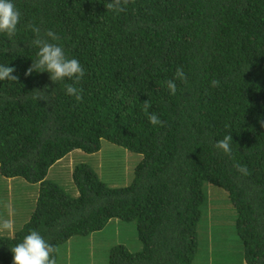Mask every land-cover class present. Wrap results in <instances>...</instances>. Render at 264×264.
I'll use <instances>...</instances> for the list:
<instances>
[{"label": "trees", "instance_id": "1", "mask_svg": "<svg viewBox=\"0 0 264 264\" xmlns=\"http://www.w3.org/2000/svg\"><path fill=\"white\" fill-rule=\"evenodd\" d=\"M13 2L21 21L15 43L0 33V65L18 80H0V174L37 185L27 221L14 236L0 232V264H12L10 248L31 230L57 251L111 219L135 220L142 247L116 244L107 264H191L206 183L232 203L243 263L264 264V0H129L123 12L107 10L109 0ZM28 23L53 30L80 61L82 101L65 93L71 80L25 75L37 58ZM178 67L187 82L171 95ZM147 100L163 126L149 123ZM228 133L231 157L213 147ZM104 139L140 155L128 185L107 186L82 158L75 195L46 178L70 151L93 154Z\"/></svg>", "mask_w": 264, "mask_h": 264}, {"label": "rangeland", "instance_id": "2", "mask_svg": "<svg viewBox=\"0 0 264 264\" xmlns=\"http://www.w3.org/2000/svg\"><path fill=\"white\" fill-rule=\"evenodd\" d=\"M83 154L82 157L81 152L71 151L49 171L71 196L76 194L71 179L76 159L88 162L100 180L111 187L128 185L140 160L138 153L105 139L99 151ZM11 180L0 175V220L14 219L18 229L33 209L37 184L20 177ZM203 188L206 200L201 207L196 255L191 264H245L234 226L235 211L226 191L210 183ZM10 210L14 211L13 216L9 215ZM116 244H123L130 251L141 249L135 220L111 219L99 232L70 237L57 247L56 264H107L108 252Z\"/></svg>", "mask_w": 264, "mask_h": 264}, {"label": "clouds", "instance_id": "3", "mask_svg": "<svg viewBox=\"0 0 264 264\" xmlns=\"http://www.w3.org/2000/svg\"><path fill=\"white\" fill-rule=\"evenodd\" d=\"M128 3L129 0H109L105 7L110 11L123 12L125 10L124 6ZM20 21L21 13L17 9L13 0H0V33L6 34L8 39L13 43H15L17 26L20 24ZM25 29H30L34 34L35 38L31 41V44L37 49V58L32 60V64L25 70V75H31L34 71H47L50 74L51 81L53 82L63 81L65 79L71 80L73 81L72 83H66L64 85L65 93L75 97L77 101H82L83 88H78L76 86L85 75V70L82 67L80 61L74 57H68L65 54L64 48L60 44L52 42L58 41L60 39L53 30L48 29L43 33V35H41V29L33 23L26 24ZM13 72L14 66L0 65V80L17 81L18 76L13 75ZM176 80H180L184 83L187 82V77L185 76L182 68L178 67L176 69L174 79H169L166 81L167 89L171 95L176 94ZM211 83L213 86L219 85V81L216 80H213ZM33 98L36 100L39 98L45 101L48 99L47 95H45L39 89H35ZM150 107V101H144L143 108L146 113ZM147 119L149 123L154 126H163L164 122L161 121L156 113H147ZM261 125L264 127V121H261ZM232 141V136L230 133H228L222 139L218 140L213 145V147L221 150L224 154L231 157ZM234 166L242 174H247L248 170L245 166L239 163L235 164ZM52 167L48 169L46 178H52L49 174V171L52 169ZM9 215L13 216L14 211L10 210ZM15 230L14 219L9 218L0 220V232L9 233L4 235L14 236ZM10 251L12 253V264H56V259L54 256L56 248L49 244L37 230H31L23 237L22 242L15 244L10 248Z\"/></svg>", "mask_w": 264, "mask_h": 264}, {"label": "crops", "instance_id": "4", "mask_svg": "<svg viewBox=\"0 0 264 264\" xmlns=\"http://www.w3.org/2000/svg\"><path fill=\"white\" fill-rule=\"evenodd\" d=\"M3 177V176H2ZM5 179H6V177H4ZM12 181V180H11ZM2 234H9V233H7V232H3Z\"/></svg>", "mask_w": 264, "mask_h": 264}]
</instances>
